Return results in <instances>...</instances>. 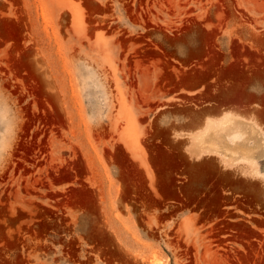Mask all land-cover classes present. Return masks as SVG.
Segmentation results:
<instances>
[{
  "label": "rangeland",
  "instance_id": "374dc122",
  "mask_svg": "<svg viewBox=\"0 0 264 264\" xmlns=\"http://www.w3.org/2000/svg\"><path fill=\"white\" fill-rule=\"evenodd\" d=\"M241 69L264 73V0H0V264H264V154L209 144L262 130L168 132L173 111L236 99ZM145 149L170 155L160 196Z\"/></svg>",
  "mask_w": 264,
  "mask_h": 264
},
{
  "label": "crops",
  "instance_id": "0c3cea01",
  "mask_svg": "<svg viewBox=\"0 0 264 264\" xmlns=\"http://www.w3.org/2000/svg\"><path fill=\"white\" fill-rule=\"evenodd\" d=\"M236 75L242 76L233 81L236 99L227 100L226 97L223 98L220 95L218 100L206 104L207 106L194 105L171 112L168 123L170 136L178 141L186 142L195 135L204 132L211 125L210 123L216 126L226 118H232L243 126L258 127L262 130L264 137V73L261 70L244 73L241 69ZM207 86V84L200 85L183 92L174 93L173 100H177V97L199 98L206 92ZM173 107V105L165 106L164 109ZM224 131V137L227 141H230L234 135L240 140L243 138L241 131L233 132V134L228 130ZM253 142L251 139L250 144ZM210 154L213 153L210 152Z\"/></svg>",
  "mask_w": 264,
  "mask_h": 264
},
{
  "label": "bare ground",
  "instance_id": "6f19581e",
  "mask_svg": "<svg viewBox=\"0 0 264 264\" xmlns=\"http://www.w3.org/2000/svg\"><path fill=\"white\" fill-rule=\"evenodd\" d=\"M187 76V75H185ZM198 77H200L199 75H197ZM197 76L196 77H192L191 78V81L192 80H197ZM202 76V74H201ZM203 77V76H202ZM188 78V77H187ZM204 78V77H203ZM185 77L182 78V80L184 81ZM199 79V78H198ZM202 79V78H201ZM186 81V80H185ZM190 81V82H191ZM198 81V80H197ZM187 82V81H186ZM239 124V123H238ZM251 128V127H250ZM224 130H228V128H224ZM223 131L221 133H219V136H215L213 138V133H211V142H209V144L214 148V149H221V155L224 157V156H229L231 157L232 160H242V161H245V162H250L252 160H255L264 154V145H262V142L260 141V138H256V130L254 128H252V131H246L244 132L245 135L243 136V138L240 139H237L235 137H232L230 139V141H227L224 137V133ZM253 140V144H250V140ZM260 141V142H259ZM140 145V144H139ZM145 147V146H144ZM144 147H143V150H144ZM145 160H144V163H145V166L149 172V174L151 175L152 177V187L154 189V191L157 193V195L159 194L160 196V192H159V188L160 186H157V183L156 181L158 182L159 180H156L155 181V168L153 166V163H155L158 168L160 167V164L161 162H163L164 160H169L170 159V155L168 152L166 151H163L161 152V155H158V157H155V158H149V160L147 159V150L145 149ZM155 156V155H154ZM153 156V157H154ZM169 162V161H168ZM165 163V162H164ZM164 163H162L164 165ZM167 165V162L165 163ZM165 166V165H164ZM207 164H203V165H200L199 167H196L195 168V171H194V178L198 179V177H202L203 173H201V171L199 170V168H202L204 167L205 169L207 168ZM211 167V166H210ZM157 168V169H158ZM162 168V167H161ZM123 170V169H122ZM130 169H128L129 171ZM133 170V169H132ZM136 170V169H135ZM160 170V169H159ZM158 171V170H157ZM162 171V170H161ZM125 172V171H124ZM129 173V172H128ZM134 174L137 173V172H133ZM131 174V173H130ZM129 174V175H130ZM208 174V172L206 171V175ZM123 175V173H122ZM139 175V174H138ZM124 176V175H123ZM158 176V175H156ZM208 176V175H207ZM132 177V176H131ZM135 178L138 177L137 174L136 176H134ZM155 177V178H154ZM130 178V177H129ZM140 178V177H139ZM157 179V178H156ZM161 179V178H160ZM134 180V179H133ZM125 181V180H124ZM132 181V180H131ZM140 182V181H139ZM135 183V182H134ZM161 183H162V180H161ZM131 185H129L130 187ZM126 187V186H125ZM128 187V188H129ZM135 187V186H134ZM138 187V186H137ZM164 187V186H163ZM140 188V187H139ZM162 188V186H161ZM160 188V189H161ZM124 189V188H123ZM126 190V189H125ZM124 190V191H125ZM130 190V189H128ZM132 190H135V189H132ZM126 192V191H125ZM167 192V190L165 191ZM168 193V192H167ZM162 195V193H161ZM2 236V235H1ZM5 236V235H4ZM3 238V237H2Z\"/></svg>",
  "mask_w": 264,
  "mask_h": 264
},
{
  "label": "flooded vegetation",
  "instance_id": "af4514ba",
  "mask_svg": "<svg viewBox=\"0 0 264 264\" xmlns=\"http://www.w3.org/2000/svg\"><path fill=\"white\" fill-rule=\"evenodd\" d=\"M171 202L172 203H175V205H171V208H169L168 210L167 209H162V212H167V213L171 214L172 218H177L178 214L184 212L185 210L186 211L187 210H190L189 208H187V209L184 208V209H180L178 211H174L173 209L179 208L180 206H183V204L180 201H178V200H171ZM194 206H196V205H194ZM233 207H235V206H229V208H233ZM224 208H226V207H224ZM201 210L202 209H199V211L198 212H195V213L196 214H199ZM248 216H256V217H261V218L264 219V216L263 215L256 214V213H251ZM77 264H79V263H77ZM92 264H94V262H92ZM112 264H122V262L121 261H115L114 260Z\"/></svg>",
  "mask_w": 264,
  "mask_h": 264
}]
</instances>
